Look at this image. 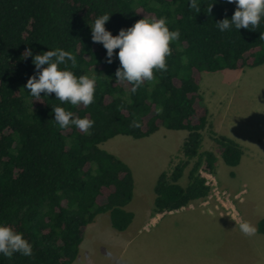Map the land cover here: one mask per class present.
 <instances>
[{"label": "trees", "instance_id": "16d2710c", "mask_svg": "<svg viewBox=\"0 0 264 264\" xmlns=\"http://www.w3.org/2000/svg\"><path fill=\"white\" fill-rule=\"evenodd\" d=\"M0 0V222L20 231L32 244V255H0V264H72L85 230L107 212L119 231L134 218L126 205L134 193L131 167L101 143L117 135L146 137L161 127L186 130L181 157L159 173L151 215L180 209L211 193L204 172L215 174L217 155L203 149L207 129L227 165L240 163L244 149L216 131L203 102V71L243 69L264 64V19L255 29L230 26L235 0ZM109 13L106 29L116 35L145 17H166L179 38L170 42L167 70L131 92V83L116 81L119 60L114 49L106 62L102 43L91 40L94 19ZM72 52L76 74L96 75L94 101L70 105L55 93L34 98L24 88L36 71L33 54L53 48ZM43 67V66H42ZM94 123L88 131L74 125L61 129L52 120L53 106ZM133 120L141 127H131ZM186 181L183 183L182 178ZM264 234V217L257 222Z\"/></svg>", "mask_w": 264, "mask_h": 264}, {"label": "rangeland", "instance_id": "374dc122", "mask_svg": "<svg viewBox=\"0 0 264 264\" xmlns=\"http://www.w3.org/2000/svg\"><path fill=\"white\" fill-rule=\"evenodd\" d=\"M200 91L216 131L243 143L260 137V144L245 142L240 163L230 166L203 130L202 148L218 157L215 174L204 172L211 193L152 216L156 179L182 156L187 131L161 127L146 137L117 134L102 142L132 169L134 193L126 207L134 218L119 231L107 212L97 215L73 264H264V234L257 231L264 217V64L203 71ZM245 220L255 226L251 236L238 227Z\"/></svg>", "mask_w": 264, "mask_h": 264}, {"label": "clouds", "instance_id": "9594fccd", "mask_svg": "<svg viewBox=\"0 0 264 264\" xmlns=\"http://www.w3.org/2000/svg\"><path fill=\"white\" fill-rule=\"evenodd\" d=\"M236 8L230 18L216 21L217 28L223 32L234 26L236 29L252 28L264 19V0H235ZM188 7L199 9V0H188ZM105 12L97 16L90 24L91 40L102 43L106 49V62L111 63L114 49L118 48L115 55L119 60L114 76L116 81L131 83V92L135 93L138 86L144 81L154 79V70L166 71V57L170 55V42L176 41L180 36L178 28H170L166 17H143L136 20L131 26L121 28L116 35L106 29L105 22L109 19ZM264 38V33H261ZM32 62L36 71L31 75L25 85L30 95L34 98L55 93L60 102L70 105H89L94 101L96 90V75L76 74L69 67L75 65L72 52L63 48H53L33 54ZM43 66V67H42ZM52 119L59 128L74 125L82 131H88L94 123L87 117L77 118L72 112L62 106H53ZM131 127H141V121L133 120ZM237 226V222H236ZM240 231L248 236L255 233L256 229L249 221L238 223ZM19 252L24 256L32 255V244L22 232L13 229L9 224L0 222V255L11 257Z\"/></svg>", "mask_w": 264, "mask_h": 264}, {"label": "crops", "instance_id": "0c3cea01", "mask_svg": "<svg viewBox=\"0 0 264 264\" xmlns=\"http://www.w3.org/2000/svg\"><path fill=\"white\" fill-rule=\"evenodd\" d=\"M218 132H219V133H222V131H220L219 129H218ZM223 134H224V133H223ZM225 134H227V133H225ZM259 139H260V137H255V139L252 140V142H251V140H250V143H251V144H254V145H258V144H260ZM238 142H239V141H238ZM245 142H246V143H249L248 140H246ZM245 142H244V143H243V142H239V143H240V144L242 143L241 145L244 147V146H245ZM250 143H249V144H250ZM95 221H96V220L94 219V220H93L91 223H89L88 225L94 224ZM108 221H110L109 218H108ZM88 225H87V226H88ZM72 264H73V263H72Z\"/></svg>", "mask_w": 264, "mask_h": 264}, {"label": "built area", "instance_id": "2783aa9c", "mask_svg": "<svg viewBox=\"0 0 264 264\" xmlns=\"http://www.w3.org/2000/svg\"><path fill=\"white\" fill-rule=\"evenodd\" d=\"M207 183H209L210 184V182L207 180ZM211 185V184H210ZM211 191H212V187H211ZM209 196V195H208Z\"/></svg>", "mask_w": 264, "mask_h": 264}]
</instances>
